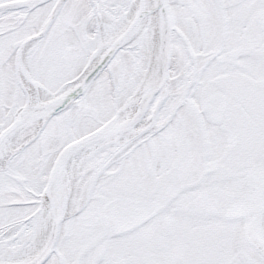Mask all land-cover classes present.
Listing matches in <instances>:
<instances>
[{
  "label": "flooded vegetation",
  "instance_id": "obj_1",
  "mask_svg": "<svg viewBox=\"0 0 264 264\" xmlns=\"http://www.w3.org/2000/svg\"><path fill=\"white\" fill-rule=\"evenodd\" d=\"M14 1L23 0H0V133L30 97L27 85L34 82L30 70L34 53H43L40 58L58 68L88 45V0H26L13 7ZM114 1L103 0L106 9ZM126 1L117 0L123 5ZM167 2L170 16L162 22L158 15V63L152 69L156 70L152 81L163 82L141 121L148 123L106 158L109 163L117 159L120 166L131 159L138 173L120 175L121 179L98 175L88 206L95 200L100 210L90 220L94 224L100 220L104 229L114 224L130 231L160 217L159 228L167 229L173 222L167 211L177 197L196 206L198 197L206 194L222 205L217 241L227 257L264 264V255L254 246L264 241V0ZM164 28L170 49L165 76ZM142 171L155 180V187L166 171L170 184L155 196L142 192L146 182ZM1 173L0 210L13 211L18 218L2 236L9 249H16L31 228L29 220L45 203L49 171L44 176L38 173L40 177L23 176L7 166ZM111 190L118 192L109 196ZM49 194L54 197L52 190ZM113 199L117 200L110 203ZM163 209L167 210L161 217ZM60 239L42 264H88V254L83 262L77 259L72 239ZM109 241L103 240L105 254Z\"/></svg>",
  "mask_w": 264,
  "mask_h": 264
},
{
  "label": "rangeland",
  "instance_id": "obj_2",
  "mask_svg": "<svg viewBox=\"0 0 264 264\" xmlns=\"http://www.w3.org/2000/svg\"><path fill=\"white\" fill-rule=\"evenodd\" d=\"M134 1L136 0H127L126 5H123L115 0L114 6H109L108 10L103 0H88V45L75 53L66 66L60 65L58 68H53L46 56H44L46 59H41L40 55L43 53H34L30 64L33 83L45 92L54 93L76 80L87 66L90 53L97 49L99 25L105 31L113 30L112 33L117 36L122 29L114 28V24L127 12L130 3ZM150 51L151 35L146 24L140 36L116 53L82 96L51 117L38 136L33 140L29 138L30 141L26 146L22 150L18 149L19 151L12 156L5 167L0 168V177L3 176L2 169L7 166L14 168L23 176H38L42 169L43 173L39 174L41 176L47 174L57 151L65 143L111 119L116 115L118 106L134 95L138 90L140 77L146 70V60ZM119 146L121 145L114 146L109 151L102 149L100 154L88 159L76 177L77 199L81 200L86 194V202L74 213L65 217L60 240L63 242L65 239H72L75 242V254L78 260L83 262L88 254V264H117L118 257H121V264H243L231 256L227 257L226 248L218 244L217 239L222 232L218 224V213L221 212L222 205L218 202V198L206 194L198 197L196 206L185 204L184 197H177L172 203V210L167 211L171 213L173 221L167 229L159 228L160 217L154 219L150 226L130 231L116 229L114 224L104 229L99 223L100 220L98 224L92 223L91 215L100 210L99 205H95V200L88 206V195L96 177L112 175L113 178L121 179L120 175L138 173L132 167L131 159H127L121 166L117 159L111 163L106 161L107 155L110 156ZM141 168L146 170L143 164ZM145 172L142 171L146 179L142 192L155 196L158 190L162 192V189L170 184L171 177L166 171L156 180L157 187L154 184L155 180ZM101 183L102 181L95 187L96 200H100L98 195ZM116 192L118 191L111 190L109 196ZM214 204H217L218 208ZM166 210H162L161 217L166 214ZM13 214V211L9 213L6 209L0 210V253L7 250L16 252L30 244L34 234L39 231L38 227L43 218L40 211L29 220L32 224L31 228L25 231L26 234L24 233L15 250L9 249L6 239L2 236L7 226L13 225V221L18 219ZM112 214L113 211L109 213ZM46 227L48 228L47 224ZM104 230H106L105 235H103ZM46 233H42V242ZM104 239L110 240L106 254L101 251Z\"/></svg>",
  "mask_w": 264,
  "mask_h": 264
},
{
  "label": "water",
  "instance_id": "obj_3",
  "mask_svg": "<svg viewBox=\"0 0 264 264\" xmlns=\"http://www.w3.org/2000/svg\"><path fill=\"white\" fill-rule=\"evenodd\" d=\"M25 4H27L26 0L12 2L13 7L23 6ZM151 14H158L162 17V22L165 21V17L170 16L167 0H154L153 4H150L149 6L146 5V2L140 0L129 22L113 39L112 43L107 48L103 56L82 76L78 84L73 89H71L63 98H56L55 100L48 102L46 105H41L39 103H37V105H30L28 99L24 106L20 108V110L14 116L11 124L0 133V150L3 148L6 142H8V140L14 137L18 132L34 124L36 121H40L41 123L39 128L33 134L32 138L38 136L52 116L67 108L70 104L75 102L80 96L84 94L88 86L106 67V65L111 61L115 54L123 47L124 40L128 36V34L142 21L144 17ZM161 33L163 40V42L161 43L162 57L166 53V57L164 58V61H162L163 65L161 66V68L163 71V76H165L168 72V57L170 49H168L165 41L167 34L165 28L162 29ZM155 67L156 66L154 65V68ZM161 82H152L149 80L145 85L140 98V102L137 105L136 109L132 113L120 119L117 123L113 121L115 117L113 116L111 119L105 121L94 130L68 142L60 149L49 170L44 187V192L46 194L45 201L50 212L47 234L44 238V241L39 245L36 251L30 257H28V259L14 264H42L55 250L57 241L60 236L62 222L66 217L64 216V204L62 202L59 182L62 176V172L72 155L90 144L102 143L114 136L126 133L131 129L137 127V125L140 124L145 113L147 112L152 98L159 89V86L162 84ZM140 133V130H138L136 132V135H139ZM25 145L26 144L24 143L21 148H23ZM50 190H52V192L54 193V197H50ZM116 200L117 199H113L110 201V203ZM247 230L248 229L245 228L246 234ZM245 236L248 237L247 235ZM254 246L264 255V241L258 244L254 243Z\"/></svg>",
  "mask_w": 264,
  "mask_h": 264
},
{
  "label": "bare ground",
  "instance_id": "obj_4",
  "mask_svg": "<svg viewBox=\"0 0 264 264\" xmlns=\"http://www.w3.org/2000/svg\"><path fill=\"white\" fill-rule=\"evenodd\" d=\"M139 1L140 0H136L130 3L127 12L124 13V15L114 24V28L122 29L126 26L134 10L136 9ZM143 1L146 2V5L148 6L151 4L150 0H143ZM146 18L147 17H145L128 34V36L124 40L123 46L125 47L129 46L131 43H133L136 40L138 36H140L141 32L145 28V25L146 24L148 25V32L151 35V51L149 52V57L146 60V64H147L146 70L140 77V84L138 90L134 93L132 97H130V99L127 100V102L121 103L118 106L116 115L113 120L115 123H117L120 119L132 113L136 109L137 105L140 102V98L145 88V85L149 80L152 81L156 74V70L154 72V70L152 71V69H154V65L158 63V61L156 60H157V48H158L159 18H158V14H153L150 15L149 18L147 19ZM112 32L113 30L110 31L103 30L102 26L99 25L97 49L90 53V59L84 71L76 80L63 86L55 93L45 92L44 90L40 89L36 83L35 84L29 83V85H27V88L30 91V97L28 98L30 105H37V103L41 105H46L48 102L53 101L56 98L58 99L63 98L71 89H73L78 84L82 76L91 67H93L94 64L103 56V54L110 46V44L112 43L115 37V35ZM146 122L147 121L145 122L143 121L139 125H137V127L131 129L130 131L114 136L102 143L90 144L85 148H83L82 150H80L79 152H76L75 154L72 155V157L67 162L65 169L62 172V176L59 182L60 191L62 195V202L64 204V216L74 213L77 209L82 207L86 202L85 193H84L85 195H83V198H81V200L77 199V194H76L77 193L76 177L80 174L79 172L80 168L84 165V163L87 162L88 159L94 157L95 155L100 154L102 149L109 151L114 146H118L123 144L124 142H128V140L132 139V137L137 132V129L139 127L142 126L144 127L148 123ZM40 123H41L40 121H36L34 124L18 132L14 137L8 140V144L6 142L7 144L6 149L0 159V168L5 167L6 163L18 151L22 142L32 137V135L39 128ZM41 214L43 217L41 220L42 222L40 227H38L39 231L34 234V237L32 238V242L27 246L24 247L22 246L23 247L22 250H17L14 253L9 250L5 251L4 253H0L1 264L2 263L14 264L25 261L26 259H28L29 256H31L36 251V249L39 246V243L42 242V237H43L42 233L45 234L46 230L48 229L46 227V224L48 225L49 223V221L47 220L50 219V212L48 211V206L46 203H44L43 207L41 208Z\"/></svg>",
  "mask_w": 264,
  "mask_h": 264
}]
</instances>
